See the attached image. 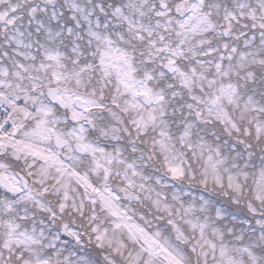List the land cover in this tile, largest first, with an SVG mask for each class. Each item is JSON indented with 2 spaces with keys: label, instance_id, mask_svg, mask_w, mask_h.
Instances as JSON below:
<instances>
[{
  "label": "clouds",
  "instance_id": "obj_1",
  "mask_svg": "<svg viewBox=\"0 0 264 264\" xmlns=\"http://www.w3.org/2000/svg\"><path fill=\"white\" fill-rule=\"evenodd\" d=\"M134 2L0 0V12L11 15L15 8L18 18L7 32L0 28V62L8 59L10 63L38 67L37 53L55 46L67 49L65 62L69 67H78L72 63V48L86 47L85 59L91 57L93 69L82 74L83 83L66 77L60 90L105 106L103 110L84 112V104L76 102L74 110L80 112V121L73 120L71 110L59 107V123L52 127L63 132L64 142L53 139L42 143L47 153L62 162L58 166H50L48 161L27 152L20 153L19 159L11 156L12 150L0 153V163L7 165L5 171L21 189L0 186V264H40L43 260L49 264H144L149 259L152 264H169L161 245L182 264H264V225L256 223L264 220V198L256 199L257 195L264 196L260 161L258 158L257 167L246 175L239 163L247 160L249 143L256 144L264 156V143L257 144L255 138L246 135L255 123L264 124V87H253V102L249 103L245 79L247 71L259 69L256 85L264 82V65L259 63L264 59V29L259 28L264 8L259 7L260 0H243L249 6L246 12L256 7L255 19L237 13L231 31L225 33V22L215 17L214 28L203 23L187 36L185 54L177 59L188 64L189 71L194 61H202L196 66L206 79L194 76L191 87L186 88L179 83L178 73L164 68L165 55H152L147 44L139 46L143 42L124 44L116 40L119 30L127 32V24L123 16L111 14L110 6L116 3L122 7L123 15L135 18L130 7ZM33 8L48 11L37 21L31 15ZM90 30L127 47L136 77L129 82L136 88L149 84L155 95L165 99L157 103L133 96L125 92L115 75L105 76L99 64L105 45L99 41L89 44ZM225 37L237 49L225 70L230 71L237 88L245 91L238 90L231 103L223 100L213 104L211 98L217 95L219 84L229 78L215 70L216 63L222 62V51L210 49L222 50ZM167 38L173 44L177 41L175 20ZM5 50L10 51V57H3ZM241 63L245 65L243 69ZM145 71L153 73L152 81H145ZM160 71H165V77L159 75ZM29 74L39 76L40 99L55 107L58 93L50 96L47 92L50 75ZM213 78L217 83L209 87L207 81ZM23 83L27 85L29 81ZM4 111L0 107V113ZM4 119L22 125L19 139H33L25 133L32 131L35 120H22L16 113L0 117V123ZM233 123L240 131L232 127ZM81 126L88 141L103 147V152L92 155L79 149L71 132ZM185 131L190 135L185 136ZM173 167L183 174H173ZM236 183L240 184L239 190L230 187ZM170 220L174 223L169 224ZM116 223L121 227L116 228ZM133 225L142 228L143 233ZM101 235L102 241L97 239ZM145 235L155 237L159 243L149 245ZM221 247L226 250L225 256L220 255Z\"/></svg>",
  "mask_w": 264,
  "mask_h": 264
},
{
  "label": "snow or ice",
  "instance_id": "obj_2",
  "mask_svg": "<svg viewBox=\"0 0 264 264\" xmlns=\"http://www.w3.org/2000/svg\"><path fill=\"white\" fill-rule=\"evenodd\" d=\"M75 7V5H73ZM111 14L113 16H123V19L127 24V32L123 30L118 31L116 40L128 44L131 42H143L139 46L143 47L144 44L149 46L152 51V55H165V61H162L164 68L168 72L178 73L180 76L179 83L186 88L191 87L193 77L199 76L203 81L206 79L203 73L198 71L196 65L202 63L200 60L193 62V65L189 71V65L186 63H180L178 57H182L185 54V49L183 45L185 44L186 38L189 34H194L200 27L201 24L207 23L208 28H214L216 25L213 23L215 17L221 18L225 23L223 30L225 33L231 31L232 22L234 19H238L239 16L247 15L255 19L256 7H251L247 12L249 6L243 2V0H135L134 3L130 5L135 11V18H130L127 15H123V9L120 5L113 3L111 6ZM259 7L264 8V0H260ZM100 10H104V6H100ZM48 11V9H36L31 10V15L40 21L43 17V13ZM55 15V12L52 13ZM179 14V16H177ZM25 15V18H27ZM182 17V18H180ZM173 20H175L176 36L177 41L175 44L167 38V33L170 30V25ZM18 22L17 15L15 13V8L12 14L9 15L6 12H0V28H3L5 32L8 31L10 27H14ZM256 25L254 24L253 27ZM260 29H264V21L259 24ZM69 32L72 31L70 28ZM88 43L91 44L93 41H99L105 45L104 51L99 56V64L102 66V70L105 76L115 75L120 85L123 86L125 92H130L133 96L146 97L150 101L160 102L165 99L163 95H155L153 89L149 84H146L142 88H136L133 83L129 81H134L136 79L134 72L135 69L132 67L133 61L130 58V53L127 47H121L113 40L110 36L106 34H101L95 31H89ZM264 36V32L261 33ZM77 39H79L77 37ZM256 38L253 37V40ZM16 43L21 44L20 39H16ZM200 43H203L201 41ZM87 48L81 49L79 45H75L72 48V63L73 65H78V67H69L65 62L66 48L61 47H50L45 50L42 54L37 53L40 57V62L38 67L35 64L25 65L23 62H9L8 59H3L0 62V107L5 108L3 113H0V117H7L10 113H16L22 120H35V127L31 132H26L25 135L32 137L31 140H21L18 138L19 129L22 127L17 122L10 119H4L0 123V153L5 152V150H12L11 156L19 159L20 153H30L36 158H41L48 161L51 165H60L62 162L57 160L53 155L47 153L43 147L42 143L49 142L53 139L57 143H63V132L57 128L52 127L53 123H59L58 112L59 107L63 105L65 108L71 110V115L73 120L80 121L82 116L78 110L75 109L76 102H81L84 104V112H92L95 110H103L104 104L101 103H88L87 98L81 95L71 96L70 93L65 95L64 92L60 90V83L66 77H73L76 82L83 83L84 73L90 72L94 67V62L91 61V57L85 59V53ZM96 51H99L97 49ZM192 51V49H189ZM222 51L219 63H216L215 70L216 73L221 77L229 78L227 82L223 80L219 84L217 89V95L211 98V103L219 104L223 100H227L229 103L233 102L236 92L245 91V89H238L236 84H234L230 78L231 73L229 70H225V65L232 59V53L236 52L237 49L231 46L227 42V37H225L223 42L222 50L218 48L210 49V52ZM96 52H93V56ZM192 55L195 56L196 53L192 51ZM243 56V53H241ZM3 57H10V51L5 50L3 52ZM35 59V57H33ZM259 63L264 65V59H260ZM124 64L128 65L127 70L124 69ZM243 63L240 64V68H244ZM230 68V66H229ZM49 69L51 72L49 74ZM44 72L50 75L48 81L49 87L47 89L48 94L51 96L52 93H58L55 97L57 104L53 107L51 104L44 103L40 99V89L42 85L39 82V76L29 73ZM259 69L246 72V90L249 93L248 100L249 103L253 102V97L251 91L253 87H264V82L260 85H256L257 75ZM159 75L165 77V71H160ZM145 81L150 82L153 80V73L150 71H145L143 73ZM28 80L29 83L25 85L23 82ZM163 83V81H161ZM208 86L211 87L216 85V79H210L207 81ZM172 87V84H169ZM203 87V85H201ZM22 94V98H21ZM175 94V93H173ZM261 103L264 104V98H262ZM31 104L32 108L28 105ZM192 105L189 104L188 108ZM232 127L237 131L240 129L235 123ZM85 129L81 126L79 129L73 128L71 134L76 137L78 141V147L82 152L90 153L95 155L96 152H103V147H98L97 145L88 141V139L83 135ZM89 136L94 135V133H89ZM184 135H190L188 131L184 132ZM246 135L256 139L257 144L264 143V124L255 123L254 126L249 127L246 130ZM243 143V141H241ZM250 149L247 153V160L241 159L239 163L245 168V175L247 171L255 169L257 167V159L260 161V171L259 176L264 180V156H261L260 150L257 148L256 144L249 143L246 145ZM134 151V150H133ZM219 151V149L217 150ZM211 160L212 157L210 156ZM223 163V161H220ZM99 165V161H97ZM129 168H132L131 163L128 164ZM215 167V165H213ZM7 165L0 163V186H6L11 189L20 191L18 184L13 181L12 177L5 171ZM46 171V169H45ZM173 174L182 175L183 173L177 169L172 168ZM135 174V173H134ZM232 178L229 177V180ZM217 182L222 184V180L217 178ZM131 183V181H129ZM236 190L240 189V184L230 185ZM47 191V189H45ZM96 191H99L96 189ZM264 198L262 195H257L256 199L260 200ZM254 211V209H253ZM114 215H119L118 212H114ZM219 214V213H218ZM169 224H173V221H168ZM257 224L264 225V220H257ZM193 228L196 224L192 225ZM9 227H12L9 225ZM116 228H120L121 224L116 223ZM138 232L143 233V229L138 225H133ZM202 231V229H201ZM146 243H159L155 240V237H150L145 235ZM98 240H103V236H98ZM7 247V246H6ZM97 247H102L98 245ZM212 248H216V244H212ZM161 251L166 252L169 258V264H182V260L175 256L168 249L161 245ZM225 248L221 247L220 255L225 256ZM23 260V257H21ZM139 261V257H137ZM27 264V261H24ZM40 264H49L47 260H43ZM144 264H152L151 260L144 261Z\"/></svg>",
  "mask_w": 264,
  "mask_h": 264
}]
</instances>
